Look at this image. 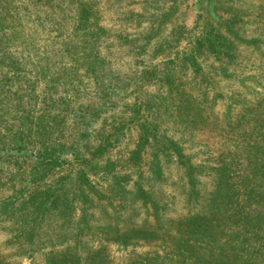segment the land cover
Masks as SVG:
<instances>
[{"label":"rangeland","instance_id":"rangeland-1","mask_svg":"<svg viewBox=\"0 0 264 264\" xmlns=\"http://www.w3.org/2000/svg\"><path fill=\"white\" fill-rule=\"evenodd\" d=\"M221 165L264 264V0H0V264H149Z\"/></svg>","mask_w":264,"mask_h":264},{"label":"trees","instance_id":"trees-1","mask_svg":"<svg viewBox=\"0 0 264 264\" xmlns=\"http://www.w3.org/2000/svg\"><path fill=\"white\" fill-rule=\"evenodd\" d=\"M158 170L160 171L159 168ZM229 172L228 165H221L218 169V183L207 199V209L182 218H174L169 222L164 221L163 224L159 223L158 228L150 224L145 228H135L126 233L125 238L156 242L164 238L162 226L173 223L179 227L178 235L174 237L173 248L164 256L156 255L149 264H164L163 259L166 258L175 262L177 256L184 257L182 261L189 264H256V258L254 261L250 255L260 253L263 246L260 243L253 245V241L249 244L247 235L251 234L252 239L258 240L262 234L261 225L254 217L243 215L240 210L230 212L231 209H235V204L233 194L229 190L231 186ZM195 173L196 167L189 164L188 175L193 183L196 182ZM143 199L146 200L148 197L143 196ZM166 236L172 237L168 233ZM63 259L64 256L51 258L49 264L63 263L61 262ZM131 264H142V257Z\"/></svg>","mask_w":264,"mask_h":264}]
</instances>
